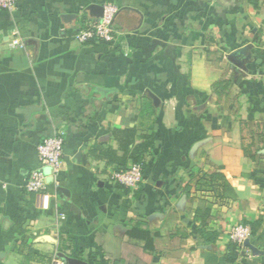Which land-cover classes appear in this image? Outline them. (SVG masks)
<instances>
[{"label": "crops", "instance_id": "0c3cea01", "mask_svg": "<svg viewBox=\"0 0 264 264\" xmlns=\"http://www.w3.org/2000/svg\"><path fill=\"white\" fill-rule=\"evenodd\" d=\"M108 3L116 43L79 44L99 20L90 7ZM256 125L264 0H18L0 10V264H264V150L242 149ZM130 131L134 145L154 137L135 189L112 179L135 164ZM59 132L45 210L25 188L38 145ZM170 213L185 234L177 255L129 237ZM241 224L252 235L236 257Z\"/></svg>", "mask_w": 264, "mask_h": 264}, {"label": "built area", "instance_id": "2783aa9c", "mask_svg": "<svg viewBox=\"0 0 264 264\" xmlns=\"http://www.w3.org/2000/svg\"><path fill=\"white\" fill-rule=\"evenodd\" d=\"M18 0H0V10L13 13L17 9ZM118 15V9L114 4L108 3L104 6L103 17L99 20L84 23L76 34V40L79 44H89L91 42L114 44L116 43L117 31L115 21ZM23 43L19 38L13 40L11 47H22ZM64 134L57 133L52 137L45 139L38 145V168L31 171L26 184L28 194L40 195L42 198V207L45 210L49 208L50 194L48 192V179H54L60 170L64 149ZM48 169L46 174L44 170ZM144 167L142 164H134L130 169L115 172L113 181L126 189H135L143 181ZM252 235L249 225L241 224L234 227L230 233V241L237 246V251L241 253L246 249L248 241ZM54 264H59L55 262Z\"/></svg>", "mask_w": 264, "mask_h": 264}, {"label": "trees", "instance_id": "16d2710c", "mask_svg": "<svg viewBox=\"0 0 264 264\" xmlns=\"http://www.w3.org/2000/svg\"><path fill=\"white\" fill-rule=\"evenodd\" d=\"M248 127V124H243ZM255 131H250V138L243 142L242 149L246 158L255 160L258 157V152L264 149V126L256 125ZM130 139L127 142V151L130 152V158L133 159L135 164L141 163V158L147 152H149L154 145V137L146 136L144 142L140 145H134L133 136L134 132L130 131ZM262 145V147H261ZM212 177V176H211ZM222 179L221 176L218 177ZM209 182V181H208ZM208 182L206 184H208ZM228 187L227 184L223 185ZM201 212L206 214L208 210L201 208ZM177 223V216L174 213H170L165 220L163 226L159 230H152L150 227H134L129 233V237L145 242V250L157 257H163L168 255H177L181 252V241L185 237V234L178 231L175 227ZM230 251L233 256H240L235 244H230Z\"/></svg>", "mask_w": 264, "mask_h": 264}, {"label": "water", "instance_id": "95a60500", "mask_svg": "<svg viewBox=\"0 0 264 264\" xmlns=\"http://www.w3.org/2000/svg\"><path fill=\"white\" fill-rule=\"evenodd\" d=\"M89 10H90L91 15H92L93 17H96V18H98V19H100V18L103 17L104 8H103L102 6L94 5V6H91ZM241 53H242V51H238V52H237V54H241ZM44 172H45L46 174H48L49 170L46 169V170H44ZM48 182L51 183V179H50V178L48 179Z\"/></svg>", "mask_w": 264, "mask_h": 264}, {"label": "rangeland", "instance_id": "374dc122", "mask_svg": "<svg viewBox=\"0 0 264 264\" xmlns=\"http://www.w3.org/2000/svg\"><path fill=\"white\" fill-rule=\"evenodd\" d=\"M264 150V149H263ZM261 156H264V154H261Z\"/></svg>", "mask_w": 264, "mask_h": 264}]
</instances>
